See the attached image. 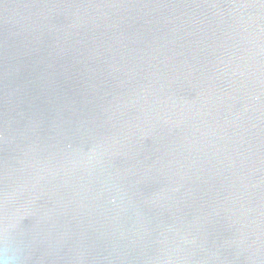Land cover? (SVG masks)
<instances>
[{
	"label": "water",
	"instance_id": "95a60500",
	"mask_svg": "<svg viewBox=\"0 0 264 264\" xmlns=\"http://www.w3.org/2000/svg\"><path fill=\"white\" fill-rule=\"evenodd\" d=\"M0 264H264V0H0Z\"/></svg>",
	"mask_w": 264,
	"mask_h": 264
}]
</instances>
